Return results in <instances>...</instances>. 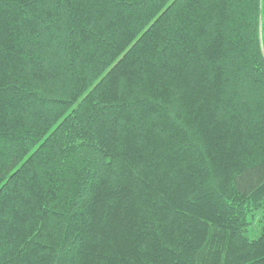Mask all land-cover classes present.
<instances>
[{
	"label": "trees",
	"instance_id": "obj_1",
	"mask_svg": "<svg viewBox=\"0 0 264 264\" xmlns=\"http://www.w3.org/2000/svg\"><path fill=\"white\" fill-rule=\"evenodd\" d=\"M0 264H264V0H0Z\"/></svg>",
	"mask_w": 264,
	"mask_h": 264
}]
</instances>
